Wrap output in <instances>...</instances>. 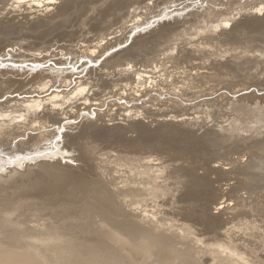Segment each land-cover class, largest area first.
<instances>
[{"label":"bare ground","instance_id":"obj_1","mask_svg":"<svg viewBox=\"0 0 264 264\" xmlns=\"http://www.w3.org/2000/svg\"><path fill=\"white\" fill-rule=\"evenodd\" d=\"M15 1L16 6L17 4L22 5L26 2L29 4L37 3L42 7H34L38 11L48 10L55 2V0ZM103 1L104 5L107 0ZM116 1L108 0V2L112 3ZM202 1L205 2L206 0ZM176 3V6L181 5H178L177 1ZM206 3L208 7L202 8L204 9V15L197 16L196 14L193 21H188V23L193 22L190 27H185L184 31L179 32L174 39L171 36L172 41L169 38V41L164 40L160 44L164 47L158 50L156 49L159 45L157 41L155 42L157 44H150L151 38L149 39L147 36L145 37L146 39H143V36H140L142 40L138 42L139 40L136 38L138 43L134 47L132 46L133 43L131 45L132 48H129L128 51L126 50L122 58L126 62L130 57L124 56H135L143 52V50L148 49V47H151L149 49L152 50V56H157L161 52H175L178 50H175L174 46L178 47L177 45L183 44L187 48L180 50L179 57H181V60L187 67L195 69L198 66L210 64L212 69H217L216 72L218 74L222 72L219 75L221 78L223 75H226V79L230 77L232 80L233 78L235 80L236 78H243L241 81L237 80L239 83L245 82L247 85L249 83L250 86L246 85L244 89L242 88L238 92V89L235 90L234 84V86L232 84L227 85L228 87L229 85L233 86V88L235 87L236 94L248 91L252 86L256 87V89L254 88V92L248 95H244L243 93L241 97H237L238 99L234 98L233 100L232 96L230 108L241 116L256 118L258 122V117H264V93H261L264 92V0H207ZM133 8L136 9V7L132 6V10ZM186 9L190 10L191 7H187ZM104 10L106 11V9ZM131 14L132 12L129 14L127 12L125 16H131ZM132 15L135 16V14ZM124 24L121 27L123 29L119 27L122 30L121 36L119 35V38H117L118 36H114L116 37L114 41L117 42L119 40L121 44L123 41H128L131 38L130 34L138 28L132 31L126 22ZM213 24L215 28L214 30H210L209 26ZM165 26L167 27L166 31H169L171 27H175V23H168ZM197 26L203 29L204 32L196 36L195 34L198 31ZM113 33L115 34L116 31ZM205 33L207 37L203 39ZM188 34L189 37H186ZM106 35H110V33ZM103 37V40H106L107 43L113 42V40H108V36L106 39L105 36ZM103 40L96 43L93 50L86 48V46L85 50L93 53L95 49L103 46ZM186 53H188V56H185ZM34 56L36 55L34 54ZM123 63L119 60L114 63V67L123 66ZM105 66L103 65L102 67ZM110 68L109 66V70L105 69V71L107 70V73L111 72ZM101 70L103 69L101 68ZM105 71L102 72L104 73ZM46 72L34 74L33 78H31L32 85H30L31 89L34 90L30 89L31 91L24 92V94H31L32 96L37 90L40 93L38 96L44 95L42 98L38 96L36 98L29 97L24 102H21L22 100H5L3 98L4 95L6 93L10 94V92L0 90L3 93L0 98L5 100L4 102L0 101V170L4 173L7 165L19 166V168L21 166L22 168L27 162L38 163L37 169H30L27 173L14 170V173L10 176L5 177L0 175V251L22 248L23 254L33 256L35 260L43 264H133L134 262L132 263L129 257L122 251V245L124 244L145 255V258L149 261L148 264H201L196 255L200 256V254L206 251L194 255L196 250L199 251L198 239L188 224H184L176 218L180 212L179 207L183 211L187 206L188 212L189 210L190 212L194 210L191 209L194 208L193 204L187 203V198L191 197L190 195L194 193L201 180L192 172L193 167L192 169L190 168L191 164H195L196 162L191 160V164L187 162L186 164L183 160H177L179 155L176 153V155L170 154V150L173 148L170 147L171 145L166 147L161 145L163 148L161 147L158 150L162 154L154 152L153 144L151 146L146 145L149 148V150L145 148L148 153L141 152L139 154L134 152L136 154L132 153L133 155H131L127 151H123L127 152V154L121 152L120 154L119 151L114 154L113 151L107 150L106 147H109V145L103 146L97 143V141L95 142V140L85 145L81 144L78 140L81 136L79 135L80 131L90 126H98L97 124H89L87 122V125L81 124L74 127L73 123L70 122L71 120L76 121L79 118V114L77 116L76 113L77 111L82 112L91 104L90 102L83 101V103L76 106L72 102L74 98L86 95V90L82 88L84 86V88H87L85 84L88 80L85 81L84 76H82L84 78H80L81 80L77 82L70 78L66 84L74 85L75 83L71 92H59L48 95L50 89L55 88V86L44 84L43 77L50 73ZM119 72H121V69ZM8 73L10 72L8 71ZM107 76L109 75L107 74ZM224 80L222 79V81ZM210 81L212 80L210 79ZM233 81L227 82L234 83ZM197 82L199 81L197 80ZM245 83H242L241 87ZM222 84L224 82H221L220 86ZM186 85L190 87V80ZM227 86H225V89H229L230 91L231 87L227 88ZM23 91L17 94L21 95ZM231 91L229 94L233 93V90ZM259 91L262 94L261 96L259 93V95L257 94ZM225 95L224 97H226ZM174 96L176 95L174 94ZM88 99L85 98V100ZM125 107L124 112L128 118L135 119L140 116L141 111L137 108L135 110H126ZM88 112L90 113L89 110ZM75 113L77 118L73 119ZM167 113L165 114L167 115ZM166 115L165 117L171 116ZM71 117L73 118L71 119ZM160 117L162 118L163 116ZM165 117L163 120L167 119ZM179 117L176 115L172 119L179 122ZM189 118L191 117H185V120ZM88 120L91 122L90 118ZM172 121L170 123H174V125L178 123ZM165 124L167 125V123ZM165 124L162 123V129L165 127ZM180 124L183 125V123ZM162 125L161 123L159 124V129ZM166 127L168 128L169 126ZM171 127L174 132L170 131L174 137H172V133L168 132L169 137L181 140L188 137L191 141L194 140L192 132H188L187 130L182 131L181 129L180 131L177 128H173V126ZM256 128L246 129L237 124H228L222 127L219 126L218 129L220 130L215 134L232 144H246L255 140L264 142V125L259 129ZM22 129L23 134H20ZM68 129L75 132H70ZM28 132L34 133L28 134ZM144 133L146 132L143 130L140 132L141 135ZM20 137H25L26 139L18 141L16 145L14 143L15 147L13 146L14 148L8 149L11 152L3 155L1 147L4 149L5 145L12 144L13 140H19ZM195 141L196 143H193L195 145L204 144H201L202 141L200 139H195ZM173 142L170 141L169 143ZM158 143L160 144V142ZM156 148L155 150H157ZM188 151L184 149L183 154L191 153ZM260 151L264 159V146H261ZM167 152H169L168 159L165 157ZM66 157H71L75 165L78 163V166H81L80 164L83 163L84 166L82 165L77 168L73 167V164H62V160L64 163L66 162L64 161ZM93 165H95V169ZM260 168L264 170V160L261 162ZM16 169L18 168L16 167ZM92 169L94 170L92 171ZM7 170L6 172H9ZM92 172L94 175H91ZM171 181L175 182V185H182L183 188L180 187V189L184 190L181 194L176 192L180 196L176 198L175 193L174 198H171L173 199L172 202L167 199V196H172L173 194L170 193H173L172 190L174 189L177 190L176 187L178 185L176 187L174 185L175 188L170 189L172 192L169 190L168 194V186L165 187V185L170 184ZM180 189L179 191H181ZM166 203H169V209ZM166 211L171 212L172 216H165L164 213ZM179 214L181 217L183 216V214ZM193 218L197 220L198 215L196 218ZM107 231H116V246L107 242L108 239L106 240L107 237L105 238ZM212 256L215 258V264H248L231 251L213 252ZM259 264H264V261Z\"/></svg>","mask_w":264,"mask_h":264},{"label":"rangeland","instance_id":"obj_2","mask_svg":"<svg viewBox=\"0 0 264 264\" xmlns=\"http://www.w3.org/2000/svg\"><path fill=\"white\" fill-rule=\"evenodd\" d=\"M176 1L178 5H181L176 6ZM103 2V0H55L48 10L38 11L34 7H42L37 3L29 4L26 2L16 6L15 0H0V90L10 92V94L13 92L12 95L6 93L3 98L5 100L12 99V101L22 100L21 102H24L29 97L36 98L40 94L37 90L32 96L31 94H24V92L27 93V91L34 90L30 86L32 85L31 78H33L34 74L46 72V70L50 73L43 77L44 84L55 86V88L50 89L48 95L59 92H71L75 83L74 85L66 84L69 79L72 78L73 81L77 82L81 80L80 78L85 77L86 80H83L90 81L85 84L87 88H84L85 86L82 88L86 90V95L84 97L80 95L74 98L72 102L76 106L83 103V101L90 102L91 104L88 106L90 108L87 107L82 112L77 111L79 118L70 122L73 123L74 127L81 124L87 125L88 123L97 124L98 126H90L80 131L79 135L81 136L78 140L81 144L85 145L95 140V142L97 141L103 146L109 145V147H106L107 150L113 151L114 154L119 151V153L127 154L128 152L131 155L147 152L145 148L148 150L149 148L146 145L151 146L154 144V152L156 151L159 154L161 153L159 152L161 145L163 147L171 145L170 147L175 150L171 149L170 154L176 153L179 155L177 160H183L185 163L190 164L192 163L191 160L196 162L191 164L190 168L192 169L193 167L192 172L201 179L194 193L187 198V203H192L194 206V208H191L194 209L192 210L193 212L187 211L188 206L184 211L179 207V213L183 214V216L181 217L179 213L176 216L177 220L191 227L195 237L199 240V243L197 240V244L200 252L196 250L194 255L206 251L203 252L205 254L196 255L201 264H215V258L212 253L224 251L234 252L248 264H259L264 261V170L260 168V164L264 160L260 149L261 146H264V142L255 140L246 144H232L215 134L220 130L218 129L219 126L222 127L228 124H237L246 129L253 127L259 129L264 125L263 116L258 117L257 122L256 118L241 116L230 108L232 96L234 100L238 96L241 97L243 93L248 95L254 92L256 87L252 86L250 90L239 92L238 95L236 93L247 85L242 82L245 84L241 87L242 83H239L238 80L241 81L243 78H236V80L233 78V81L230 77L226 79V75L224 76L223 74L221 78L219 75L222 72L218 74L216 72L217 69H212L210 64L198 66L195 69L187 67L181 57H179L180 50L187 48L183 44L177 45L178 47L174 46V49L178 51L161 52L157 56H152V50L149 49L151 47H148V49L135 56H124L130 57L126 61L127 64L122 58L126 50L128 51L129 48L134 47L136 43L140 42L142 38L146 39L145 37L147 36V38H151L150 44L159 43L156 49L159 50L164 47L160 44L164 40L169 41L171 39L172 41V38L174 39L179 32L184 31L185 27H190L193 22L188 23V21H193L196 14L197 16L204 15V9L202 8L208 7L207 0L205 2L202 0H117V3L108 2L107 0L104 5ZM131 5L136 7V9L133 8L132 10ZM187 7H191L192 10L186 9ZM127 12L128 14L132 12L135 16L132 14L131 16L136 18L125 16ZM127 20L129 21L127 22ZM125 22L131 27L132 31L138 28L130 34L131 38L128 41H123L121 44L117 40V43L114 38L121 36V29H123L121 27ZM168 23H175V27H171L169 31H166L167 27L165 25ZM141 25L142 27H140ZM197 28L198 31L195 35L203 34V29L199 26ZM214 28V24L209 26L210 30H214ZM115 31L116 33L114 34L113 32ZM109 33L110 35H106ZM160 35L164 38L162 39ZM103 36H105V39L108 36V40H113V42L107 43L106 40H103ZM140 36L143 37L141 38ZM171 36L173 37L170 38ZM186 37H189V34ZM206 37L205 33L203 39ZM101 40H103L104 44L99 49H95V51L97 50L96 52L89 53V51L85 50L86 48L93 50L95 44ZM156 41L157 43H155ZM185 56H188V53ZM119 60L124 62V67L121 65L114 67V63ZM103 65H109L113 69L110 68L111 72L107 73L109 66L107 68L106 66L102 67ZM105 69L107 70L105 71ZM118 69L119 71L121 69V72ZM102 71L105 72L103 73ZM113 71L114 73H112ZM116 71L117 73L115 74ZM230 72L232 73L231 70ZM91 74L96 75V78L94 75L91 76ZM104 74L105 76L103 77ZM87 76L89 79L86 78ZM222 79L225 80L222 81ZM189 80L191 82L190 87L186 85ZM218 80L220 81L218 82ZM227 81H233L234 83ZM221 82H224L222 84L224 88L222 85L220 86ZM216 83L218 84L216 85ZM225 83L227 84L225 85ZM228 84H234L236 89L235 87L233 88L234 85H229L231 87L230 91L225 89ZM229 87L227 86V88ZM234 89H238L236 93ZM231 90H233V93L229 94L232 92ZM21 91H23V94L18 95L17 93H21ZM14 92L16 93L14 94ZM222 93L226 94V97ZM258 93L261 96L264 92H261V94L259 91ZM43 96L38 97L42 98ZM85 98L89 99L85 100ZM4 99L0 98V101L4 102ZM211 101L212 103H210ZM124 107L126 110H135L137 108L141 111L139 118H128L124 112ZM169 111L173 113L171 112V114ZM76 113L74 118L71 117V119L77 118ZM165 115L180 116L179 122L178 120H175V122L172 119L173 116L165 117ZM83 116L86 117L84 118ZM160 116L163 117L161 118ZM164 117L167 119L163 120ZM185 117L191 118L185 120ZM88 118H90L91 122H89ZM158 121L161 125L162 123H167L165 127L169 126L166 128L170 129L168 131L165 127L162 129L163 125L159 129L160 123ZM170 121L178 123L174 125ZM180 123H183V125ZM170 125L182 131L192 132L194 139L192 141L194 142L188 137L184 140L169 137L168 132H174ZM113 128L115 129L112 130ZM142 130L146 133L141 135L140 132ZM68 131L75 132L69 129ZM32 133L28 132V134ZM20 134H23V129ZM210 137H212L211 140H209ZM25 139V137H20L19 140H13L12 144L5 145L4 149L1 147L3 155L10 153L11 151L8 149L14 148L18 141ZM195 139H200L202 141L201 144H204H193L196 143ZM170 141L174 142L169 143ZM184 149L189 150L188 152L191 153L184 155ZM165 157L166 159L169 158V152L165 154ZM260 158L262 159L260 160ZM68 159L71 161L69 160L68 162ZM64 161L66 162L64 163L62 160V164H73L72 166L77 168L83 165V163L80 164L81 166H78V163L75 165L71 157L64 158ZM27 164L22 168L21 166L20 168L16 166L18 169L14 165H7L4 173L0 170V175L7 177L13 174L14 170L27 173L30 169H37L38 163L27 162ZM88 169L90 168L88 167ZM6 170L9 172H6ZM91 175H94V173L92 172ZM171 182L170 184L172 185H165V187L168 186V194L171 191L170 189L178 185L176 187L178 191L174 189L172 190L173 193H170L173 195H168L169 198L167 196V199L172 202L173 199L171 198H174L175 193L181 194L184 190H181L183 188L182 185L179 186L177 183L175 185V182ZM169 186L173 187L170 188ZM180 187L182 188L180 189ZM177 196L180 195L176 193V198ZM171 202L169 201L170 204ZM169 203H166V205L168 204V209L170 208ZM170 213L166 211L164 214L165 216H172ZM197 215L198 219L195 220L193 217L196 218ZM111 232L107 231L105 238L107 237L106 240L108 239L107 242L111 243V245H115L117 242L115 238L116 231H113L114 233ZM21 249L1 250L0 264H43L35 260L33 256L23 254ZM122 251L132 263L134 262L133 264H148L149 262L145 255L133 250L128 245L123 244Z\"/></svg>","mask_w":264,"mask_h":264}]
</instances>
